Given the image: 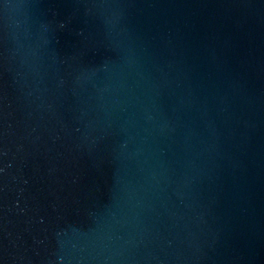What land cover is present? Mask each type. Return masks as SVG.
<instances>
[{
	"label": "water",
	"instance_id": "obj_1",
	"mask_svg": "<svg viewBox=\"0 0 264 264\" xmlns=\"http://www.w3.org/2000/svg\"><path fill=\"white\" fill-rule=\"evenodd\" d=\"M0 264H264V0H0Z\"/></svg>",
	"mask_w": 264,
	"mask_h": 264
}]
</instances>
